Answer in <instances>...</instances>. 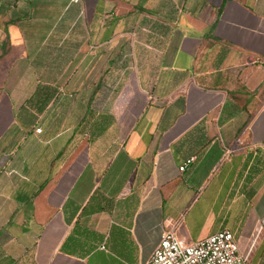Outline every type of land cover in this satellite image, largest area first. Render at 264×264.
<instances>
[{
  "label": "crops",
  "instance_id": "0c3cea01",
  "mask_svg": "<svg viewBox=\"0 0 264 264\" xmlns=\"http://www.w3.org/2000/svg\"><path fill=\"white\" fill-rule=\"evenodd\" d=\"M170 229L264 264V0H0V264Z\"/></svg>",
  "mask_w": 264,
  "mask_h": 264
},
{
  "label": "built area",
  "instance_id": "2783aa9c",
  "mask_svg": "<svg viewBox=\"0 0 264 264\" xmlns=\"http://www.w3.org/2000/svg\"><path fill=\"white\" fill-rule=\"evenodd\" d=\"M77 1V0H75ZM40 132V129H37ZM190 158L180 166L184 171L192 162ZM146 264H252L249 255L244 253L230 230H223L189 244L179 239L173 229L162 235L158 247Z\"/></svg>",
  "mask_w": 264,
  "mask_h": 264
}]
</instances>
